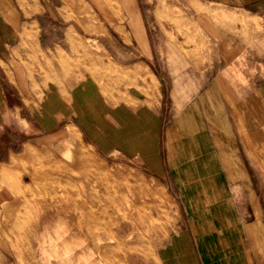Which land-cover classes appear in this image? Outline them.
Instances as JSON below:
<instances>
[{
  "label": "rangeland",
  "instance_id": "obj_1",
  "mask_svg": "<svg viewBox=\"0 0 264 264\" xmlns=\"http://www.w3.org/2000/svg\"><path fill=\"white\" fill-rule=\"evenodd\" d=\"M257 3L245 11L195 0H49L54 24L71 25L76 52L91 53V71L104 58L100 35L106 26L145 51L132 9L145 15V29L152 27L164 58L161 72L170 77L163 82L162 171L100 155L75 135L39 148V160L14 161L11 175L0 179V264H162L159 256L168 249L161 246L181 227L188 228L200 264H264L242 230L251 217L245 206L260 199L249 188L245 159V150L254 155L260 145L246 144L244 136L246 131L258 142L264 136L260 104L242 96L236 98L245 100L241 107L230 97L222 98L228 100L223 108L215 96L213 109L212 82L199 89L200 81L185 78L193 69L189 61L203 62L209 46L195 20L204 10L242 38L243 51L221 61L219 88L253 95L264 88V0ZM176 76L185 79L171 80ZM232 110L252 128H234ZM86 225L110 245L111 236L117 240L102 261L75 244L84 239ZM173 241L185 263L183 239Z\"/></svg>",
  "mask_w": 264,
  "mask_h": 264
},
{
  "label": "crops",
  "instance_id": "obj_2",
  "mask_svg": "<svg viewBox=\"0 0 264 264\" xmlns=\"http://www.w3.org/2000/svg\"><path fill=\"white\" fill-rule=\"evenodd\" d=\"M195 1L210 2L218 9L248 11L263 0ZM48 6L49 0H0V179L11 175L14 161L39 160V148L59 144L71 134L100 155L139 161L153 173H161L160 132L166 109L163 82L170 77L161 72L164 58L152 27L145 29V15L140 8L132 9L139 18L145 51L106 26L100 35L104 58L98 70L91 71L87 69L92 66L91 53L85 48L76 52L71 25L57 27ZM195 20L209 46L202 63L189 61L193 64L191 76L184 77L200 81L199 89L212 82L213 109L215 96L223 108L228 100L222 98L231 97L235 105L245 107V100L236 98L254 97L260 104V128L264 130V88L256 89L254 95L245 90L241 94L235 89L225 92L218 84L223 79L219 71L222 59L235 58L243 51L242 38L204 10L195 13ZM229 115L234 128H252L248 121H240L236 110ZM244 136L246 144L260 145L257 154L245 150L251 172L249 188L260 199L246 204L251 217L242 230L245 240L264 256V136L259 142L246 131ZM178 236L184 241L185 263L173 241ZM161 247L168 249L159 256L162 264H200L187 227L171 234Z\"/></svg>",
  "mask_w": 264,
  "mask_h": 264
},
{
  "label": "bare ground",
  "instance_id": "obj_3",
  "mask_svg": "<svg viewBox=\"0 0 264 264\" xmlns=\"http://www.w3.org/2000/svg\"><path fill=\"white\" fill-rule=\"evenodd\" d=\"M146 93V92H145ZM68 126V125H67ZM70 126V125H69ZM70 128V127H69ZM75 128V127H74ZM71 129V128H70ZM75 130V129H74ZM78 132H79V130H77ZM68 133V132H67ZM72 135V134H71ZM70 135V136H71ZM75 135V134H74ZM80 139V138H79ZM73 140V139H72ZM65 141V140H64ZM76 142V141H75ZM78 146V145H77ZM81 146V145H80ZM87 146H89V145H87ZM67 147V146H66ZM76 147V146H75ZM86 149V148H85ZM76 150H78L77 148L75 149V151ZM73 153H74V151H73ZM79 153V152H78ZM76 154H77V152H76ZM87 154V153H86ZM73 155H75V154H73ZM92 155V154H91ZM90 154H89V156H91ZM77 156V155H76ZM73 157V156H72ZM82 157V156H81ZM75 159V158H74ZM82 159V158H81ZM89 159V158H88ZM87 159V160H88ZM93 161V160H92ZM76 162H77V159H76ZM89 162H91V161H89ZM78 163V162H77ZM82 163H83V161H82ZM82 163L80 164V165H82ZM85 164V163H84ZM11 165V164H10ZM9 165V166H10ZM77 165V164H76ZM1 166V165H0ZM2 167H3V165H2ZM78 167V166H77ZM4 168V167H3ZM5 169V168H4ZM7 169V168H6ZM3 171V170H2ZM4 174V173H3ZM15 187H16V185H14ZM82 231V226H78V228H77V232L76 233H79V232H81ZM59 229L57 228L56 229V234H57V236L59 237L60 235H59ZM84 236H83V240L82 241H79L78 243H75V244H77V245H79V247H83L84 248V250H86V251H84V252H87L88 253V255L89 256H92L93 254H95L96 253V256H97V258H99L100 260L102 259L103 260V258H105L106 257V251L109 249V250H116V248H117V240L113 237V236H111L110 237V239L109 240H112V242H113V244L112 245H110V242H109V244L108 243H106L105 241H103V238H100L99 236H94L92 233H91V227L90 226H88V225H86V231L84 232V234H83ZM62 240V239H61ZM65 244H66V242H65ZM63 246V245H62ZM115 248V249H114ZM80 249V248H79ZM80 252H81V250H80ZM92 258V257H91ZM88 259V258H87ZM98 259V260H99ZM96 260V259H95ZM101 260V261H102ZM92 261V260H91ZM88 263V262H87ZM86 263V264H87ZM91 264H92V262H90ZM100 263V262H99ZM94 264H96V262L94 263Z\"/></svg>",
  "mask_w": 264,
  "mask_h": 264
}]
</instances>
